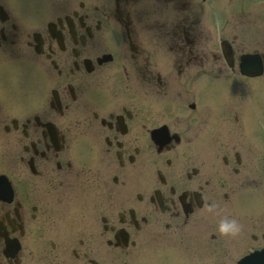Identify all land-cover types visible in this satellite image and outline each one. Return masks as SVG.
<instances>
[{
    "label": "flooded vegetation",
    "instance_id": "flooded-vegetation-1",
    "mask_svg": "<svg viewBox=\"0 0 264 264\" xmlns=\"http://www.w3.org/2000/svg\"><path fill=\"white\" fill-rule=\"evenodd\" d=\"M42 1L40 18L39 0H26L28 20L19 0L0 1V46L31 50L45 87L31 115L0 114V174L12 190L0 197V264H24L25 251L36 264H161L200 233L215 237L203 226L234 213L249 163L230 136L199 145L205 120L190 99L221 64L227 89H246L237 56L248 37L264 41V0H226L218 32L229 65L206 19L215 0H77L59 13ZM229 106L231 135L245 108Z\"/></svg>",
    "mask_w": 264,
    "mask_h": 264
},
{
    "label": "rangeland",
    "instance_id": "rangeland-1",
    "mask_svg": "<svg viewBox=\"0 0 264 264\" xmlns=\"http://www.w3.org/2000/svg\"><path fill=\"white\" fill-rule=\"evenodd\" d=\"M4 74H5V72H4ZM217 117H219V116L217 115ZM168 261H169V259L166 260V262L164 264H166ZM168 264H175V263L174 262H169ZM180 264H201V263L193 262L191 257H184L183 261Z\"/></svg>",
    "mask_w": 264,
    "mask_h": 264
},
{
    "label": "clouds",
    "instance_id": "clouds-1",
    "mask_svg": "<svg viewBox=\"0 0 264 264\" xmlns=\"http://www.w3.org/2000/svg\"><path fill=\"white\" fill-rule=\"evenodd\" d=\"M222 230H223V226H222Z\"/></svg>",
    "mask_w": 264,
    "mask_h": 264
}]
</instances>
